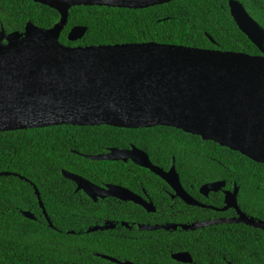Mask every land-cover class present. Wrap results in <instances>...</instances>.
<instances>
[{
    "label": "trees",
    "instance_id": "16d2710c",
    "mask_svg": "<svg viewBox=\"0 0 264 264\" xmlns=\"http://www.w3.org/2000/svg\"><path fill=\"white\" fill-rule=\"evenodd\" d=\"M229 1L174 0L143 10L74 7L59 41L70 47L157 43L260 55L233 21ZM235 1L264 29V0ZM59 19L56 11L31 0H0V34L22 33L29 22L50 29ZM74 27L87 31L80 41L69 42L67 36ZM132 146L143 150L153 165L165 171L174 164L182 186H193L196 197L205 204L221 207L223 197L215 194L207 201L198 192L201 186L213 182H225L229 190L236 186L241 211L264 222V165L180 130L103 125L2 132L0 173L10 175L0 177V264H101L95 254L138 264H175L168 256L181 252L191 255L192 264H264L262 230L221 224L187 232L139 231L137 224L154 226L177 220L159 207L155 214L135 204L112 200L94 207L82 193L73 194L75 184L62 176V171H67L99 187L114 184L138 192L143 188L158 205L161 199L157 190L165 185L150 171L131 162L83 157ZM34 187L53 228L42 214ZM187 209L189 213L180 222L231 215V211ZM22 212H31L35 220L25 218ZM104 220H115L118 227L119 222H126L132 229L86 233L91 225ZM122 234L148 238L116 237Z\"/></svg>",
    "mask_w": 264,
    "mask_h": 264
},
{
    "label": "water",
    "instance_id": "95a60500",
    "mask_svg": "<svg viewBox=\"0 0 264 264\" xmlns=\"http://www.w3.org/2000/svg\"><path fill=\"white\" fill-rule=\"evenodd\" d=\"M31 1L56 11L60 19L50 29L29 22L22 33L0 34V133L54 126L105 125L130 130L166 127L213 142L264 165V29L240 2H228L230 15L260 55L157 43L65 46L59 39L71 8L143 10L174 0ZM86 31L85 27H74L67 39L80 41ZM85 158L131 161L165 181L189 206L219 212L233 209L237 213V218L189 225L140 224L139 231L187 232L221 224H242L264 231L263 221L249 217L239 208L236 186L233 191L223 192L224 207L216 209L200 204L184 192L175 166L165 172L135 147L110 149L107 154ZM9 175L0 173V177ZM62 176L76 185V191H83L94 200L117 197L141 206L148 213L156 211L152 203L129 190L112 185L99 188L67 171H62ZM224 187L225 182H213L201 186L199 192L207 196L223 191ZM34 192L44 218L53 228L36 187ZM116 192L124 196H115ZM22 215L35 220L31 212ZM123 226L131 228L127 223ZM113 228L112 224L95 226L86 233ZM100 257L116 264H132ZM172 259L192 263L187 252L175 253Z\"/></svg>",
    "mask_w": 264,
    "mask_h": 264
},
{
    "label": "flooded vegetation",
    "instance_id": "af4514ba",
    "mask_svg": "<svg viewBox=\"0 0 264 264\" xmlns=\"http://www.w3.org/2000/svg\"><path fill=\"white\" fill-rule=\"evenodd\" d=\"M144 129H149V128H144ZM136 130H139V129H136ZM132 147H134V146H132ZM131 147V148H132ZM130 148V149H131ZM136 148V147H135ZM130 149H127V150H130ZM119 150V149H118ZM109 151V150H108ZM108 151H107V153H108ZM141 151H143V150H141ZM107 153H105V154H107ZM85 156H88V155H85ZM85 156H83L84 158H85ZM111 162H122V161H111ZM128 162H131V161H128ZM128 162H126V163H128ZM123 163H125V162H123ZM132 163V162H131ZM155 166V165H154ZM172 166H174V164L172 165ZM171 166V167H172ZM139 167V166H138ZM141 168V167H140ZM144 169V168H143ZM176 169V168H175ZM147 170V169H146ZM170 170V169H169ZM169 170H167V171H169ZM149 171V170H148ZM165 171V170H164ZM167 171H165V172H167ZM177 172V171H176ZM152 173V172H151ZM153 174V173H152ZM155 175V174H154ZM179 175V174H178ZM156 176V175H155ZM158 177V176H157ZM159 178V177H158ZM85 179V178H84ZM162 182H163V184L165 185V187L163 186V187H161L160 189H158L157 191L159 192L158 193V198H160L161 200H159L158 201V205H156L154 202H153V200H152V198L150 197V195L145 191V189H141L139 192L138 191H132V190H130V189H128V188H125V187H122V186H119V185H114V184H106V185H104L103 187H99V186H97V185H95V184H93L91 181H89V182H91L93 185H95V186H97V187H99V188H105L106 186H108V185H112V186H116V187H120V188H123V189H126V190H129L131 193H133L134 195H137L138 197H140L143 201H145V202H147V203H152L153 204V206L155 207V210L157 211V207H159V209H160V211L162 212V211H165V210H167V211H170V213L168 214L170 217H175V218H171V219H176L177 221H175V222H163L162 224H160V225H164V224H168V223H170V224H175V225H189V224H192V223H195V222H192V221H188V222H180L182 219L181 218H183V216L185 215V214H187V213H189L188 211V209L187 208H198V207H193V206H189V205H187L179 196H177L176 195V193H175V191L172 189V188H170L169 187V185L165 182V181H163L161 178H159ZM179 179H180V176H179ZM87 180V179H86ZM181 183V182H180ZM181 186H182V184H181ZM182 188H183V190H184V192L189 196V197H191L192 199H194L195 201H197V202H199L200 204H202V205H205V206H207V207H211V208H216V209H221V208H223L224 207V194H223V192L224 191H233V189L234 188H232L231 190H229V189H226L225 187H224V189H223V191H220V192H217V193H209L207 196H203V195H201L200 194V192H199V190H198V192H199V194H200V196L203 198V199H206L207 201L208 200H210L211 199V197H213V196H215V194H221L222 195V197H223V203H222V206L221 207H214L213 205H208V204H205V203H203L201 200H199L197 197H196V195H195V192H194V190H193V186H191L189 189H186V188H184L183 186H182ZM79 193H82L83 195H85L86 196V198H87V200H89L90 202H91V205H94V207H99L100 206V202L101 201H104V202H107V201H109V200H112V201H114V202H117V203H120V204H122V203H124V204H127V203H131V204H134V203H132V202H129V201H121L120 199H118L117 197H105V198H100V197H98L96 200H94V199H92V198H90L89 196H87L83 191H76V185H75V188H74V191H73V194H79ZM116 195L115 196H124V194H122V193H115ZM181 204H183V205H181ZM136 205V204H135ZM137 206H139V205H137ZM139 207H141V206H139ZM142 208V207H141ZM143 209V208H142ZM201 209H203V208H201ZM144 210V209H143ZM203 210H210V211H213V212H217V213H226V212H229V211H231V215L230 216H228V217H216L215 215L213 216V218H212V220H214V219H221V218H223V219H232V218H237V213H236V211L235 210H233V209H229L228 211H225V212H219V211H214L213 209H207V208H204ZM156 211L154 212V213H148V214H155L156 213ZM124 223H126V222H119V225H120V227H118L117 225H118V222L117 221H115V220H104L103 222L102 221H97L95 224H93V225H91L89 228H91V227H95V226H97V227H102V226H104V225H107V226H110L111 224L112 225H114V228L113 229H108V230H105V231H115V230H117V231H119V232H123V230H128V231H130L131 229H132V226H130L131 228H127V227H125V226H123V224ZM128 224V223H127ZM129 225V224H128ZM138 225H140V224H137V226ZM148 225V224H147ZM157 225H159V224H157ZM151 226V225H150ZM88 228V229H89ZM138 228V227H137ZM177 230H179V229H177ZM159 231H163V230H159ZM71 232H73V234H71V235H74L75 234V232L74 231H68L67 232V234H70ZM97 232H103V231H97ZM79 234H81V233H79ZM117 238H121V239H127V240H133L134 238H144V239H147L148 237H146V236H141V237H138V236H132V235H120L119 237L118 236H116ZM155 254H158V255H163V254H159V253H155ZM99 255V256H98ZM172 255L173 254H170L168 257L170 258V260L171 261H173L175 264H183V263H179V262H176V261H174L173 259H172ZM100 256H107V257H110V256H108V255H103V254H95V257L96 258H98V259H101L103 262L101 263V264H116V263H113V262H110V261H108V260H105V259H102ZM110 258H112V257H110ZM113 259H115V258H113ZM115 260H117V259H115ZM117 261H119V260H117ZM120 263H123V262H130V263H132V264H138V263H135V262H133V261H129V260H127V259H125V260H121V261H119ZM157 261H155V263H156ZM192 264V263H191Z\"/></svg>",
    "mask_w": 264,
    "mask_h": 264
}]
</instances>
